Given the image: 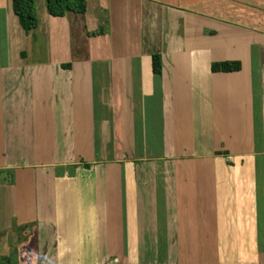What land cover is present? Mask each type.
<instances>
[{
    "label": "crops",
    "instance_id": "0c3cea01",
    "mask_svg": "<svg viewBox=\"0 0 264 264\" xmlns=\"http://www.w3.org/2000/svg\"><path fill=\"white\" fill-rule=\"evenodd\" d=\"M85 1L26 35L0 0V259L264 264V35Z\"/></svg>",
    "mask_w": 264,
    "mask_h": 264
},
{
    "label": "rangeland",
    "instance_id": "374dc122",
    "mask_svg": "<svg viewBox=\"0 0 264 264\" xmlns=\"http://www.w3.org/2000/svg\"><path fill=\"white\" fill-rule=\"evenodd\" d=\"M215 18L239 29L264 35V0H160ZM29 52V48L26 49ZM28 57V56H27ZM34 59V53L29 55ZM41 57V56H39Z\"/></svg>",
    "mask_w": 264,
    "mask_h": 264
},
{
    "label": "trees",
    "instance_id": "16d2710c",
    "mask_svg": "<svg viewBox=\"0 0 264 264\" xmlns=\"http://www.w3.org/2000/svg\"><path fill=\"white\" fill-rule=\"evenodd\" d=\"M48 14L53 18H64L68 13L84 15L87 10L85 0H46ZM12 10L18 19L21 29L26 35L38 27V17L36 12L35 0H12ZM104 31L91 34L92 37L101 36ZM241 66L238 62L215 63L211 66L213 73H234L240 71ZM152 70L154 75L160 76L162 70L161 57L152 56ZM16 250L12 257L0 259V264H17Z\"/></svg>",
    "mask_w": 264,
    "mask_h": 264
}]
</instances>
